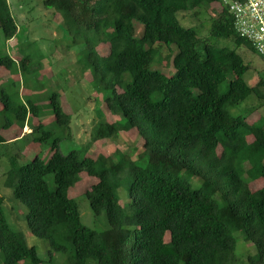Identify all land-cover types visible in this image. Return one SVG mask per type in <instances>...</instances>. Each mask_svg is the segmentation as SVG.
Returning a JSON list of instances; mask_svg holds the SVG:
<instances>
[{"label":"trees","instance_id":"obj_1","mask_svg":"<svg viewBox=\"0 0 264 264\" xmlns=\"http://www.w3.org/2000/svg\"><path fill=\"white\" fill-rule=\"evenodd\" d=\"M42 3L61 16L60 27L77 47L79 71L119 116L108 121L98 111L90 141L135 128L142 139L138 159L146 163L119 149L95 158L76 149L61 152L58 141L70 138L71 117L54 91H39L33 62L42 55L35 60L26 49L17 57L9 52L7 42L22 33L9 1L0 0V67L9 72L0 79V148L25 139L10 149L0 189L9 188V201L26 207V226L46 241L48 254H62L64 264H264V116L249 123L254 105L243 106L252 97L264 99V75L255 84L245 81L249 65L236 48L255 50L239 36L228 7L221 0ZM213 3L221 8L211 16L208 35L231 46L210 42L177 17ZM97 40L109 43L107 55L96 51ZM158 45L171 50L170 74L154 68L162 60ZM21 83L32 88V99L22 98ZM45 116L53 124H44ZM29 142L52 152L22 162L16 154ZM82 173L97 178L83 194L95 218L105 219L100 230L81 222L78 202L68 194ZM258 178L263 185L252 190ZM122 183L127 196L120 202ZM6 198L0 190V264H41L35 245L9 227ZM240 230L249 243L238 254Z\"/></svg>","mask_w":264,"mask_h":264},{"label":"rangeland","instance_id":"obj_2","mask_svg":"<svg viewBox=\"0 0 264 264\" xmlns=\"http://www.w3.org/2000/svg\"><path fill=\"white\" fill-rule=\"evenodd\" d=\"M8 1L15 17V21L20 28L18 35L19 33H22L19 35L20 38L15 36L7 42L8 45L12 47V49L8 48L9 52L13 57H17L26 49V51L29 50L33 54L35 60L37 58L39 59L40 55H42L40 61L36 60L33 62V65H36L37 67L36 72H38V78L43 84V88L39 91H42L43 93L54 91L59 96L64 111L71 117L69 122L70 138H61L58 141V147L61 152H66L69 149H76L82 155L95 158L99 153L108 155L116 149H119L120 151L128 153V159L134 160L141 166L145 165L146 163L144 160L138 159V152L142 149V139L138 137L135 128L130 130H120L116 139L99 138L93 142L90 141L91 126L98 118V116H96L98 111L99 115H102L108 121H115L116 119H119V116L110 113L104 103L101 93L95 92L94 89L88 85V79L90 78L88 73L86 71L83 73L79 71L78 62L76 60L77 47H74L71 43L72 35L69 36L63 32V29L60 27L62 23L61 16L52 8L45 7L42 0ZM220 8L219 3H213L201 7L194 16L191 11H186L179 13L177 17L183 26H190V24L197 26L199 34L201 36L207 35L206 37H208L210 42L216 45H230L227 40L216 39L211 35H208L211 16L216 14L215 10H219ZM141 32V25L135 23V34L139 36ZM30 42L31 44L28 45L27 43ZM157 44L158 43H155L156 46ZM158 46L161 51L162 60L155 65L154 68H157L166 74H170L173 72L170 56L171 50L169 51L167 47L161 45ZM95 49L101 55H107L110 50V45L108 42L97 40ZM236 51L241 54L245 63L249 65L243 75L245 81L248 84H255L260 76L264 75V57L259 56L257 53L244 47H237ZM167 54L169 58L167 57ZM8 76L9 72L0 67V79L6 80ZM31 82L33 83V80L29 79L26 83ZM225 85L226 83H224L223 88ZM31 92L32 88L30 86L26 84L20 86V95L23 99H27L30 96L29 99H32L34 96L32 97ZM259 100L260 99L256 97H252L243 105H254L253 109L246 116V121L249 123L256 121L260 116H264V99L262 101ZM35 102L45 103L43 99L38 102L36 96ZM41 120L44 121V124H50L52 122V119L48 116L41 118ZM23 131L26 132L29 130L24 127ZM5 134H7V131H5ZM65 134L67 135L66 131ZM14 135L15 134H12L11 132L9 134V136ZM251 138V135L247 136L248 140H251ZM24 142L25 139L23 138L19 142L12 144V146L10 145L12 148L9 147L7 151H3L0 148V171L3 172L5 168L10 149L13 150L19 148ZM46 146L48 147V145L38 146L37 143L29 142L25 147L20 148L16 155L22 162L29 160V158H32L35 154H39L46 159L52 152L51 150L49 151ZM135 146L137 149L130 152ZM96 180V177L82 173L79 181L74 183L73 186L68 189V194L70 197H74L78 202L81 222L95 230H100L105 226V219L103 217L95 218L89 207L87 197L83 194L93 183L96 182ZM46 181L49 188H53L54 184L52 175H47ZM262 185L263 182L261 178L250 182L252 190H257L261 188ZM0 190L1 193L5 194L7 197L2 206L6 211L9 227L19 236L24 235L28 244L35 245L37 254L42 259L41 264H64L66 259L62 254L56 253L53 254V256L52 254L49 255L46 241L35 236L28 230L24 218L26 207L21 203H18V207L17 204L9 201L8 197L11 192L9 188L4 187V189L1 188ZM117 192L122 195L123 198L120 200V202H122L127 196V183H122L118 187ZM235 236L238 239L236 252L239 254L241 251L245 250L249 241L243 238L241 230L235 232ZM21 264H27V262L22 261Z\"/></svg>","mask_w":264,"mask_h":264},{"label":"built area","instance_id":"obj_3","mask_svg":"<svg viewBox=\"0 0 264 264\" xmlns=\"http://www.w3.org/2000/svg\"><path fill=\"white\" fill-rule=\"evenodd\" d=\"M228 7L239 36L264 57V0H221Z\"/></svg>","mask_w":264,"mask_h":264},{"label":"crops","instance_id":"obj_4","mask_svg":"<svg viewBox=\"0 0 264 264\" xmlns=\"http://www.w3.org/2000/svg\"><path fill=\"white\" fill-rule=\"evenodd\" d=\"M24 127H26L27 128V130H29V128L27 127V126H24ZM26 132H28V131H26ZM25 131H23V129H22V133H26Z\"/></svg>","mask_w":264,"mask_h":264},{"label":"clouds","instance_id":"obj_5","mask_svg":"<svg viewBox=\"0 0 264 264\" xmlns=\"http://www.w3.org/2000/svg\"><path fill=\"white\" fill-rule=\"evenodd\" d=\"M1 173H2V171H0V180H1Z\"/></svg>","mask_w":264,"mask_h":264}]
</instances>
